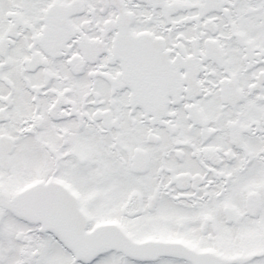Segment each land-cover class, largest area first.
Wrapping results in <instances>:
<instances>
[{"label":"snow or ice","instance_id":"snow-or-ice-1","mask_svg":"<svg viewBox=\"0 0 264 264\" xmlns=\"http://www.w3.org/2000/svg\"><path fill=\"white\" fill-rule=\"evenodd\" d=\"M0 264H264V0H0Z\"/></svg>","mask_w":264,"mask_h":264}]
</instances>
